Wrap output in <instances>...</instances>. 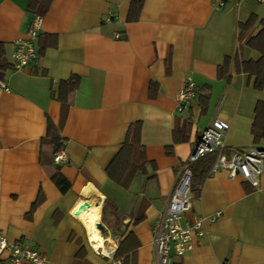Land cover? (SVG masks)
<instances>
[{"label": "crops", "instance_id": "crops-1", "mask_svg": "<svg viewBox=\"0 0 264 264\" xmlns=\"http://www.w3.org/2000/svg\"><path fill=\"white\" fill-rule=\"evenodd\" d=\"M131 1L0 0L8 66L0 76L8 86L0 92V233L44 252L48 264H115L74 216L84 200L101 205L109 249L125 241L123 253L135 264H160L154 225L202 130L225 121L228 147L264 148L252 129L264 88L237 64L261 58L248 40L264 28V0H143L130 19ZM38 4L48 5L45 15ZM36 15L43 17L37 57L17 69L16 42ZM252 16L240 40V25ZM189 77L196 95L180 111ZM50 121L67 162L54 159ZM137 122L146 171L123 187L107 169ZM57 169L71 183L65 193L51 177ZM260 182L222 170L192 184L193 206L181 223L204 216V233L172 260L264 264V172Z\"/></svg>", "mask_w": 264, "mask_h": 264}, {"label": "built area", "instance_id": "built-area-1", "mask_svg": "<svg viewBox=\"0 0 264 264\" xmlns=\"http://www.w3.org/2000/svg\"><path fill=\"white\" fill-rule=\"evenodd\" d=\"M43 17L36 15L33 18L27 38H21L16 42L14 52L15 67L22 69L27 67L37 57L35 41L38 38ZM7 84L0 78V92L8 89ZM196 84L192 79L187 78L185 85L179 93L178 109H187L196 95ZM229 128L225 121L215 120L200 133L195 148L183 163L182 170L174 183L168 203L159 216L155 230V244L157 258L160 264H176L172 260L173 255H184L192 247L193 235L204 233V216H194L187 224L182 225V217L193 206V194L191 191L193 170L191 165L201 157L215 153L217 156L212 173L226 170L230 176L242 175L254 186H260L261 177L264 172V148L250 146L245 148H231L225 144L224 133ZM56 163L67 162L65 152L61 149L54 157ZM220 213L213 215L211 220L215 221ZM116 246V245H115ZM116 248L110 249L108 257L114 258ZM31 244L22 241L12 242L0 233V262L4 264H48V258ZM115 264H122L115 260Z\"/></svg>", "mask_w": 264, "mask_h": 264}, {"label": "trees", "instance_id": "trees-1", "mask_svg": "<svg viewBox=\"0 0 264 264\" xmlns=\"http://www.w3.org/2000/svg\"><path fill=\"white\" fill-rule=\"evenodd\" d=\"M35 1V0H31ZM130 12V19L138 17L140 10L142 9L143 0H133ZM38 8L36 12L41 15H45L48 9V5H40L38 4ZM257 16H252L247 23L240 25L242 29V33L240 34V40H243L245 34L248 30L255 24ZM248 44L256 50L261 52V58L259 60H250L243 61L238 64V70L250 73L255 76L254 87L257 89L264 88V28L256 35L252 36L248 40ZM0 45V76L8 66L7 61L5 60V51ZM238 62V61H237ZM230 59L226 60V63L223 67H221V75L224 76L227 72V68L229 66ZM71 83L67 82L63 84V87L68 88ZM67 95H62V101H67ZM256 120L253 126V132L256 137V141L264 137V101L258 102ZM49 132L52 137L51 143L54 146V154H56L59 149L63 147V143L61 142V137H59V130L49 122ZM141 125L139 122L133 124L128 132L127 139L121 147L122 149L115 157L113 162L108 167V175L123 187H127L130 185L131 181L135 177L137 172H145V164L147 162L146 155L144 152V145L141 142ZM217 155L215 153H211L206 155L205 157H201V159L194 162L191 167L193 170L192 184L197 181H201L208 176L210 170L213 168V165L216 161ZM64 175L60 172L59 169L51 176L55 184L60 188L62 192H67L71 187V183L63 177ZM191 184V185H192ZM193 187V185H192ZM125 242V241H124ZM121 242L119 248L114 253L115 260H120L122 264H135L130 256L123 253V244Z\"/></svg>", "mask_w": 264, "mask_h": 264}, {"label": "bare ground", "instance_id": "bare-ground-1", "mask_svg": "<svg viewBox=\"0 0 264 264\" xmlns=\"http://www.w3.org/2000/svg\"><path fill=\"white\" fill-rule=\"evenodd\" d=\"M101 205L82 201L75 209L74 216H77L86 226L89 240L93 248L99 249L104 255L110 254V249L106 245V237L103 235L99 224L102 217Z\"/></svg>", "mask_w": 264, "mask_h": 264}, {"label": "water", "instance_id": "water-1", "mask_svg": "<svg viewBox=\"0 0 264 264\" xmlns=\"http://www.w3.org/2000/svg\"><path fill=\"white\" fill-rule=\"evenodd\" d=\"M103 227H104V226L100 223V224H99V228H101L102 230H104Z\"/></svg>", "mask_w": 264, "mask_h": 264}]
</instances>
